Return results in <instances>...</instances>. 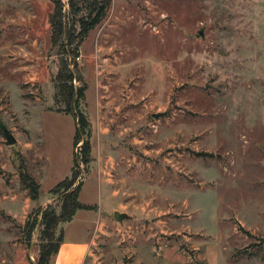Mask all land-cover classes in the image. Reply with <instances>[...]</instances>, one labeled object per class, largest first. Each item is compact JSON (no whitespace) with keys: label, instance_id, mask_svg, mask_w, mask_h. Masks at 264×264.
<instances>
[{"label":"rangeland","instance_id":"374dc122","mask_svg":"<svg viewBox=\"0 0 264 264\" xmlns=\"http://www.w3.org/2000/svg\"><path fill=\"white\" fill-rule=\"evenodd\" d=\"M55 4L67 12L0 0V124L16 140L0 129V264L36 263L23 226L79 155L74 119L55 112ZM78 52L92 126L80 201L99 202L98 172L145 211L109 217L94 264H264V0H111Z\"/></svg>","mask_w":264,"mask_h":264},{"label":"trees","instance_id":"16d2710c","mask_svg":"<svg viewBox=\"0 0 264 264\" xmlns=\"http://www.w3.org/2000/svg\"><path fill=\"white\" fill-rule=\"evenodd\" d=\"M110 4L111 0H67V12L62 13V6L55 4L49 15L51 39L57 49L58 61L53 79L59 104L55 112L74 119L73 147L76 148L79 143L80 147L79 155L73 159L70 176L49 191L53 203L36 209L23 226L25 242L29 244L35 235L39 243L35 264H50L57 254L63 240L59 225L70 222L78 211L96 209L94 205L79 201L84 176L91 162V125L83 109L86 84L76 59L79 47L89 32L100 24ZM18 172L30 199L37 201L40 185L22 167Z\"/></svg>","mask_w":264,"mask_h":264},{"label":"crops","instance_id":"0c3cea01","mask_svg":"<svg viewBox=\"0 0 264 264\" xmlns=\"http://www.w3.org/2000/svg\"><path fill=\"white\" fill-rule=\"evenodd\" d=\"M90 164L88 172L85 174V176L87 174L89 175ZM94 175L96 176L95 187L98 193L97 200H99V202L83 203L80 201V195L84 191V182L80 190L79 201L85 205H94L96 206V209L78 211L70 222L59 225L58 230L62 232L63 240L59 246L57 254L52 257L50 264H94V249L98 241L102 238V236H107L111 234L108 230L110 220L109 217H112V219H114L115 213H119L122 215L128 213L131 217L135 216L136 219H139V217L141 218L145 215L144 209L141 208L139 204H134V201L138 200V198H135L137 194L135 195V193L132 191L135 189L127 186L126 180L124 184L125 186H127V188L126 191L122 193L120 189H113L114 183L112 180L102 178L101 174L98 172L94 173ZM121 184H123V182H121ZM137 191V197L141 198L142 200L143 194L141 193V191ZM120 196L121 198H119ZM104 197L107 202L114 203L111 207L107 208L106 211L104 210V207L101 204V201ZM124 200L127 201L126 204L122 203ZM14 264L31 263L23 257L17 259Z\"/></svg>","mask_w":264,"mask_h":264},{"label":"water","instance_id":"95a60500","mask_svg":"<svg viewBox=\"0 0 264 264\" xmlns=\"http://www.w3.org/2000/svg\"><path fill=\"white\" fill-rule=\"evenodd\" d=\"M162 116H163L162 113L153 115L155 119L162 117ZM0 129L2 130V133L6 138L5 145L7 146L14 145L16 143V140L13 137V135L10 133V131L2 124H0ZM124 218H125V215H122L119 213L114 214V219L117 222H121Z\"/></svg>","mask_w":264,"mask_h":264},{"label":"built area","instance_id":"2783aa9c","mask_svg":"<svg viewBox=\"0 0 264 264\" xmlns=\"http://www.w3.org/2000/svg\"><path fill=\"white\" fill-rule=\"evenodd\" d=\"M33 260V259H32ZM34 261V260H33Z\"/></svg>","mask_w":264,"mask_h":264}]
</instances>
